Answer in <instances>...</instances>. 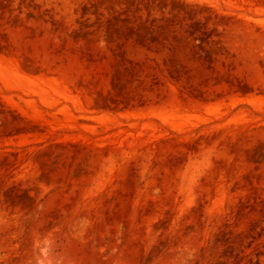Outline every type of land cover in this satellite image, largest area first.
<instances>
[{"label":"rangeland","instance_id":"374dc122","mask_svg":"<svg viewBox=\"0 0 264 264\" xmlns=\"http://www.w3.org/2000/svg\"><path fill=\"white\" fill-rule=\"evenodd\" d=\"M0 264H264V0H0Z\"/></svg>","mask_w":264,"mask_h":264},{"label":"bare ground","instance_id":"6f19581e","mask_svg":"<svg viewBox=\"0 0 264 264\" xmlns=\"http://www.w3.org/2000/svg\"><path fill=\"white\" fill-rule=\"evenodd\" d=\"M82 32L80 31L79 32V34H81ZM142 33V32H141ZM83 34V33H82ZM82 34L81 35H79V36H82ZM108 34V33H107ZM107 34H104V33H100V34H91L90 36H87L86 37V39H83V38H81V40H83V42L84 43H88L89 41H94V40H96V39H98L99 37L100 38H103V39H105V40H107V41H109V42H111V43H118V42H120L121 40H118V39H116V40H109V38L107 37ZM111 37V36H110ZM119 37V36H118ZM113 38V37H112Z\"/></svg>","mask_w":264,"mask_h":264}]
</instances>
